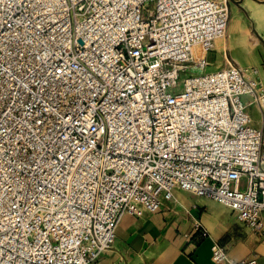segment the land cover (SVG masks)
<instances>
[{"label": "built area", "instance_id": "built-area-1", "mask_svg": "<svg viewBox=\"0 0 264 264\" xmlns=\"http://www.w3.org/2000/svg\"><path fill=\"white\" fill-rule=\"evenodd\" d=\"M229 18V0H0V264H94L176 191L262 233L264 81L207 57Z\"/></svg>", "mask_w": 264, "mask_h": 264}, {"label": "crops", "instance_id": "crops-1", "mask_svg": "<svg viewBox=\"0 0 264 264\" xmlns=\"http://www.w3.org/2000/svg\"><path fill=\"white\" fill-rule=\"evenodd\" d=\"M229 5L227 33L212 51V62L215 67L230 60L243 69L257 66L263 79L264 0H229ZM203 200L176 191L175 198L157 212L123 215L114 248L94 264H217L212 259L214 242L224 245L237 261L255 258L264 264V227L262 233L251 231L238 222L235 213L220 211ZM262 218L264 223V211ZM196 222L209 231L208 236H202Z\"/></svg>", "mask_w": 264, "mask_h": 264}, {"label": "rangeland", "instance_id": "rangeland-1", "mask_svg": "<svg viewBox=\"0 0 264 264\" xmlns=\"http://www.w3.org/2000/svg\"><path fill=\"white\" fill-rule=\"evenodd\" d=\"M214 58H215V53H214V52H210V53L208 54V60L213 61ZM252 64L255 65L254 62H252ZM258 68H259V67H258ZM201 71H202V70H199V69H198V70H195V71H193V72H194V73H200ZM263 79H264V77H263ZM263 79H262V80H263ZM263 81H264V80H263ZM245 185H246V182H245V180H243L242 183H241V186L244 187ZM203 201H204V202H210L213 206L219 208L220 211H227V210H228L225 206H223V205H221V204H219V203H217V202H215V201H210V200H208V199H204Z\"/></svg>", "mask_w": 264, "mask_h": 264}, {"label": "bare ground", "instance_id": "bare-ground-1", "mask_svg": "<svg viewBox=\"0 0 264 264\" xmlns=\"http://www.w3.org/2000/svg\"><path fill=\"white\" fill-rule=\"evenodd\" d=\"M225 36H226V34H225ZM225 36H222V37L217 38L216 43H215V48H216V49H217L216 46H217L218 41L224 39ZM224 48H225V47H224ZM194 52H195V55H196L197 58L203 57L204 54H205L204 51L201 50V48H200L199 46H196V47H195ZM252 67H254V66H251V67H248V68L244 69V70L246 71L247 74L250 75V74L253 73V69H252Z\"/></svg>", "mask_w": 264, "mask_h": 264}]
</instances>
